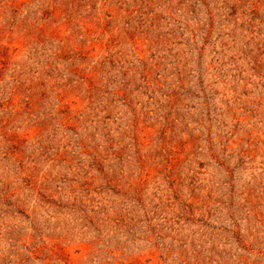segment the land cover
Returning a JSON list of instances; mask_svg holds the SVG:
<instances>
[{
  "label": "rangeland",
  "instance_id": "obj_1",
  "mask_svg": "<svg viewBox=\"0 0 264 264\" xmlns=\"http://www.w3.org/2000/svg\"><path fill=\"white\" fill-rule=\"evenodd\" d=\"M0 264H264V0H0Z\"/></svg>",
  "mask_w": 264,
  "mask_h": 264
}]
</instances>
